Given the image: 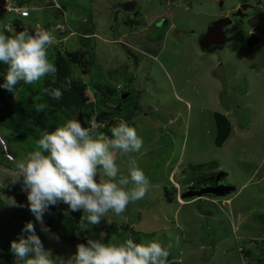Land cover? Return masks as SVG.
I'll return each mask as SVG.
<instances>
[{
    "label": "rangeland",
    "instance_id": "rangeland-1",
    "mask_svg": "<svg viewBox=\"0 0 264 264\" xmlns=\"http://www.w3.org/2000/svg\"><path fill=\"white\" fill-rule=\"evenodd\" d=\"M27 2L41 3L43 8H31L29 18L0 11V31L17 19L32 29H37V23L47 26L57 41L49 49L53 61L59 50L67 58L72 57L66 51L89 50L93 56L89 73L75 60L71 69L77 81L87 84L94 118L112 104L123 108L118 120L93 119L91 127L107 134L121 121L137 127L143 146L130 155L137 159L151 186L146 196L130 203L122 215L109 212L111 224L102 218L98 225L88 226L93 228L91 232L64 236L48 228L51 235H46L28 208L22 181L12 183L14 164L5 160L0 148V180L8 184L0 192L24 205L9 207L0 201V259H6L2 243L18 239L24 224L32 221L44 247L53 255L69 258L67 264H72L70 257L78 243L99 238L101 231L106 233L105 242L131 237L135 242L155 239L165 246L171 244L168 264L264 263V39L260 45L250 46L238 32V28L246 27V21L235 18L233 24L224 27L228 35L225 44L205 50L198 41L214 20L230 15L241 0H137L135 8L121 6L128 0ZM56 2L66 6L65 16L56 13ZM253 2L257 4V0ZM59 22L67 25L66 31L55 28ZM85 30L92 33L87 39ZM47 78L34 85L19 83L8 106L0 109L11 105L16 116L19 102L25 98H32L33 107L43 103ZM92 83L116 91L106 97ZM125 93L127 98L122 99ZM215 112L226 114L233 125L222 146L215 143ZM79 116L73 110H47L43 130L31 120L21 131L0 124V132L19 159L32 150L42 131H52L65 119ZM126 159L118 158L125 173ZM208 162H215L208 173L217 177L225 173L223 183L235 185L236 190L227 196L210 195L184 204L165 199V189L174 190L170 180L173 169L174 181L185 191L187 170ZM56 206L70 214L66 204ZM50 207L44 214L47 227L45 217L54 215ZM239 248L250 250L251 255ZM14 264L22 262L16 258Z\"/></svg>",
    "mask_w": 264,
    "mask_h": 264
},
{
    "label": "clouds",
    "instance_id": "clouds-1",
    "mask_svg": "<svg viewBox=\"0 0 264 264\" xmlns=\"http://www.w3.org/2000/svg\"><path fill=\"white\" fill-rule=\"evenodd\" d=\"M260 1L263 4L262 0L257 2ZM28 6L35 7L33 4ZM42 28L34 32L28 29L17 31L11 24L0 31V63L7 65L0 87L14 93L21 82L34 85L45 77H51L55 82L58 69L50 58L49 49L57 41L53 31ZM75 78V75L66 77L60 87L44 88L42 91L53 99H60L64 91L70 90ZM47 108V103H40L35 110L43 112ZM110 133L107 135L94 127H85L77 118H68L54 130L42 131L31 151L10 161L15 168L12 183L22 181L21 188L27 193L28 208L46 235H51L44 223V214L50 206L62 202L73 212L82 210L80 230L84 231L88 230V225H98L102 218L111 224L109 212L120 216L130 203L143 199L148 193L150 179L137 159L130 155L139 152L143 146L137 127L121 121L111 128ZM8 147L10 149L9 144ZM120 156L127 157L124 161L126 173L118 163ZM193 186L190 183L186 189ZM6 187L5 179L0 180V189ZM176 192L180 204L203 198L183 199L181 185L180 198L177 188ZM0 201L9 207H24L14 196L4 192H0ZM105 236L106 233L101 231L99 238H88L86 244L78 243L76 252L70 257L72 264H168L171 244L165 246L155 239L135 242L131 237L105 242ZM176 243H179V238ZM10 250L22 264H67L69 259L53 255L50 249L44 247L32 221L26 222L18 239L11 241Z\"/></svg>",
    "mask_w": 264,
    "mask_h": 264
},
{
    "label": "trees",
    "instance_id": "trees-1",
    "mask_svg": "<svg viewBox=\"0 0 264 264\" xmlns=\"http://www.w3.org/2000/svg\"><path fill=\"white\" fill-rule=\"evenodd\" d=\"M19 3L21 5L23 4H32L27 2V0H19ZM61 4V3H60ZM41 3H35L34 6L38 8L41 7ZM62 5V4H61ZM61 8H55L56 13L59 15V13L63 16H65L66 12V6ZM47 26H44L42 30H47ZM89 34L91 32H88L85 30V34ZM95 33V32H94ZM92 34V33H91ZM90 35V34H89ZM89 38V36H84V39ZM67 55H69L72 58H67V56L61 52L60 50L57 51L56 57H55V65L58 69L57 76L55 82H53L51 77H48L44 88H57L60 87V85L64 82L66 77H72L73 71L71 69V62L78 61L82 67L83 71L86 73H89L90 71V58L93 56L89 55V50L86 49H79L76 51H66ZM86 55H89L86 57ZM86 57V58H85ZM7 70V65H4L3 63H0V84H3L4 82V74ZM76 79V78H75ZM74 79V80H75ZM73 80L70 90L64 91L63 96L60 99H53L51 96L43 93V103L48 104V108L43 112H37L36 106L33 107V103H30L28 98H25L19 102L20 110H17L16 116L13 115V107L11 105L9 106V109H0V124L6 125L8 127H13L16 130L21 131V128L26 127V122H30L31 120L36 121V123L39 125L38 127L40 130L45 129L46 126V111L48 112H57V111H67V110H73L75 112H78L79 114L82 113L84 116L88 118V124L90 125V122L93 119L101 120L103 117L105 119L109 120L111 123L115 120L119 119L120 113L123 111V108L121 104L118 106L115 104L110 105L111 108L109 110H102L96 114V118H94L95 112L94 109V102L90 101L89 96L87 95V84L82 81L75 82ZM93 87L99 91H101L106 97L108 95H113L115 93V89L111 86H103L99 83H92ZM17 89V88H16ZM0 95H3L4 102L0 105L8 106V103L10 101L11 96L13 95V92H9L5 90L4 88L0 87ZM127 98V97H126ZM110 109H113L111 112ZM88 110V111H87ZM117 117V118H116ZM215 119L217 124V134L215 143L218 146H222L224 142L229 138L231 132H232V121L230 118L221 112H215ZM7 121V122H6ZM86 121V119H85ZM92 124V123H91ZM38 131V130H37ZM107 134V132H106ZM24 136V134H22ZM109 135V134H107ZM215 167V162H208L204 164H199L197 166H191L187 170V178L185 179V184L188 186L190 183H193L195 185L194 181H197L201 177H208L210 175H213V173H208L211 169ZM191 171L190 173H188ZM186 174V175H187ZM197 175V177L195 175ZM176 188L174 187V190H168L165 189L164 195L165 199L168 202L177 201L176 199ZM69 209V208H67ZM50 210L53 211V216H46L45 220L48 224V228L52 230L53 232L61 233L64 236H67L68 233L72 235H76L78 232H80V219L82 216V210L81 211H71L70 214L65 211V209H59L58 206H52L50 207ZM86 223V221H85ZM90 226V225H88ZM115 227V226H114ZM88 232L94 231L93 228L89 227ZM69 237V236H68ZM76 237V236H74ZM66 238V237H65ZM67 241V238L65 239ZM10 244L11 242H5L2 243L3 246H5V253H6V259L1 260L0 264H14V261L16 257H14L13 253L10 250ZM246 255H251L250 250H246ZM174 264H179L178 262Z\"/></svg>",
    "mask_w": 264,
    "mask_h": 264
},
{
    "label": "water",
    "instance_id": "water-1",
    "mask_svg": "<svg viewBox=\"0 0 264 264\" xmlns=\"http://www.w3.org/2000/svg\"><path fill=\"white\" fill-rule=\"evenodd\" d=\"M223 2L221 1V4ZM250 4L248 3H243L241 4L240 8L238 9L237 15H242V11L245 9H249L252 6L249 7ZM136 6V0H130L127 3H125L126 8H135ZM249 7V8H248ZM263 15V16H262ZM257 20H264V12H260L259 14L255 15V17H251L248 20V24L250 26L255 27L256 21ZM232 20L229 16L221 17L218 18L217 20H214L207 28L206 33L201 39V45L204 48H207L211 45H222L225 44L228 40V36L226 32L224 31V27L231 24ZM14 25L15 29L17 31L23 30V29H28L30 32L37 31L35 29H32L28 26H24L21 24L20 21H14L12 23ZM128 93L122 94L121 98L124 99ZM3 101V95H0V103ZM29 102H32V98H29ZM82 122V124L85 127H89L88 124L86 123L84 116L82 113H80V116L78 118ZM104 121V120H102ZM110 135V134H109ZM225 173H221L217 177V181L224 176ZM198 185V186H197ZM192 187V186H191ZM236 190V186L228 183H223V181L219 183H214L213 185L211 184H201L199 186V183L196 182V184L193 186V188H188L186 191H184L181 196L183 199H188V198H199V197H208L210 195H215L219 197L227 196L231 192Z\"/></svg>",
    "mask_w": 264,
    "mask_h": 264
},
{
    "label": "flooded vegetation",
    "instance_id": "flooded-vegetation-1",
    "mask_svg": "<svg viewBox=\"0 0 264 264\" xmlns=\"http://www.w3.org/2000/svg\"><path fill=\"white\" fill-rule=\"evenodd\" d=\"M258 1V0H257ZM169 2V1H168ZM243 3H248V4H250L249 5V7L250 6H252L251 8H249V9H245V10H243L242 11V15H237V12H238V9L240 8V6H241V4H243ZM121 6L122 7H125V3L124 4H121ZM121 7V8H122ZM258 8H260V10H258ZM264 12V2H263V4L261 3V1L260 2H257V4H255L254 2H253V0H241V2L236 6V9L235 10H233L231 13H230V15H228L230 18H231V20H232V23L231 24H233L234 23V20H235V18H243V20H245L246 21V27H242V28H238V32L239 33H242V35L243 36H245L246 37V42L248 41L249 42V44H250V46H258V45H260L262 42H263V39H264V20H257L256 21V25H255V27H253V26H250L249 24H248V20L251 18V17H255V15H257V14H259L260 12ZM223 16H227V15H223ZM263 16V15H262ZM219 18V17H218ZM217 18V19H218ZM221 18V17H220ZM169 25H170V23H169ZM175 25H174V28L173 29H175ZM145 28V27H144ZM146 29V28H145ZM167 29V28H166ZM166 31V30H165ZM178 31V29L175 31V33ZM165 33V32H164ZM206 33V31L203 33V34H201L200 36H199V38H198V41L200 42L201 41V39H202V37L204 36V34ZM228 36V35H227ZM201 43V42H200ZM213 46H215V45H211V46H209V47H207V48H204L203 46V48L205 49V50H209V49H211ZM143 53H145V52H143ZM75 82H77V79H75L74 80ZM84 116V115H83ZM84 119H86V116H84ZM86 123L88 124V122L86 121ZM92 121L90 122V125L92 126ZM88 126H89V124H88ZM91 126H89V127H91ZM106 134V133H105ZM223 180V178L221 177L220 179H219V181H217V176H215L214 174L213 175H210V176H208V177H201L200 179H198L197 181H194L195 182V184H196V182L197 183H199V186L201 185V184H211V185H213L214 183H219V182H221ZM198 186V185H197Z\"/></svg>",
    "mask_w": 264,
    "mask_h": 264
},
{
    "label": "built area",
    "instance_id": "built-area-1",
    "mask_svg": "<svg viewBox=\"0 0 264 264\" xmlns=\"http://www.w3.org/2000/svg\"><path fill=\"white\" fill-rule=\"evenodd\" d=\"M56 7L61 8V5L56 2ZM31 7L28 5H21L19 3V0H0V11H8L15 13L16 15L23 17V18H28L31 15L30 11ZM41 28V25H37V29ZM56 29H59L61 31H64L66 29V25L64 23H58L55 26ZM0 146L2 147L3 154L6 160L8 161H13L15 160V156L11 153L7 141L5 137L0 134ZM172 182L174 183L175 187L178 189L179 192V198H180V185L178 182H175L173 179V175L171 177ZM241 249V248H240ZM263 264V263H260Z\"/></svg>",
    "mask_w": 264,
    "mask_h": 264
},
{
    "label": "crops",
    "instance_id": "crops-1",
    "mask_svg": "<svg viewBox=\"0 0 264 264\" xmlns=\"http://www.w3.org/2000/svg\"><path fill=\"white\" fill-rule=\"evenodd\" d=\"M25 5H30V4H25ZM38 9V8H37ZM31 16V15H30ZM175 174H176V172H175V170L173 169V171L171 172V174H170V177H172V175H173V177L175 178ZM169 177V178H170ZM170 180H171V178H170ZM226 201H228V203H230L231 202V200L229 199V200H226ZM240 214V213H239ZM239 214L237 215V216H239Z\"/></svg>",
    "mask_w": 264,
    "mask_h": 264
},
{
    "label": "bare ground",
    "instance_id": "bare-ground-1",
    "mask_svg": "<svg viewBox=\"0 0 264 264\" xmlns=\"http://www.w3.org/2000/svg\"><path fill=\"white\" fill-rule=\"evenodd\" d=\"M181 200V199H180ZM182 201V200H181Z\"/></svg>",
    "mask_w": 264,
    "mask_h": 264
}]
</instances>
